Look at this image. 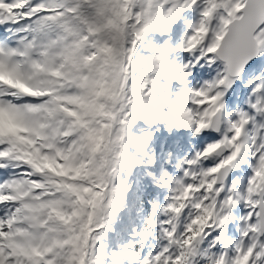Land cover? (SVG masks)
<instances>
[{
  "label": "snow or ice",
  "instance_id": "snow-or-ice-1",
  "mask_svg": "<svg viewBox=\"0 0 264 264\" xmlns=\"http://www.w3.org/2000/svg\"><path fill=\"white\" fill-rule=\"evenodd\" d=\"M0 264H264V0H0Z\"/></svg>",
  "mask_w": 264,
  "mask_h": 264
}]
</instances>
